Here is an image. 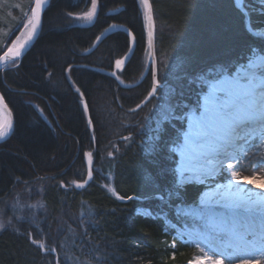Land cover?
<instances>
[{
	"label": "trees",
	"instance_id": "1",
	"mask_svg": "<svg viewBox=\"0 0 264 264\" xmlns=\"http://www.w3.org/2000/svg\"><path fill=\"white\" fill-rule=\"evenodd\" d=\"M148 2L156 68L145 66L138 0H50L36 42L0 70L15 121L0 144V203L37 184L44 203L33 222L0 231V264H188L198 255L181 239L194 222L179 208L197 204L204 187L180 182L173 146L205 83L264 48V0H243V10L236 0ZM32 5L0 0V55ZM122 27L136 40L125 64ZM87 154L93 179L76 186Z\"/></svg>",
	"mask_w": 264,
	"mask_h": 264
},
{
	"label": "rangeland",
	"instance_id": "2",
	"mask_svg": "<svg viewBox=\"0 0 264 264\" xmlns=\"http://www.w3.org/2000/svg\"><path fill=\"white\" fill-rule=\"evenodd\" d=\"M138 2L147 35L145 66L149 70L151 66L154 68V64H156L154 50L151 51L149 36L151 31L154 37L153 19L148 0H138ZM236 3L243 10V0H236ZM5 4L8 5L9 2ZM24 4L19 2L15 6L19 10H23ZM32 9L19 35L8 48H12L18 41L24 40L28 32L31 31ZM10 14L12 13L10 12ZM77 17L80 19L79 21L84 20L86 22L89 20L88 17H85V19L80 15ZM21 21L23 22V20ZM259 34L264 37V30ZM258 59L262 62L255 64ZM242 75L247 76L246 80L252 85L264 84V48L260 51L255 50L248 62L240 66L234 75L219 74L215 79L213 78L205 83L204 93L199 97L196 106L187 112L183 131L173 146V150L178 157L176 174L180 182L200 184L204 187L197 204L179 208V213L186 215L191 220L190 222H194L192 227L185 224L186 227L193 228L192 230H188V233L183 231L180 233L181 239L194 244L197 248L198 255L188 264H201L210 258H214L218 264H264V232L255 231L256 234H251L253 231L247 226H243L244 224L233 225L214 215L213 209V205L218 202L214 197L227 193L237 198L241 197L245 203L264 200V131L257 129L251 135L246 133L243 136L246 139H244L241 148L238 151L231 150L230 156L224 159L222 163L217 164L205 176H191L182 170L181 165V143L189 127L191 117L199 115V109L203 108L204 98L209 94L210 89L213 86L215 87V84L223 80L240 82ZM155 85L156 89L160 86L158 83H155ZM260 94H262L261 97L264 102V88L260 91ZM262 114H264V111L258 112L251 109L245 113V118L250 122L256 121ZM87 155L90 156V154ZM93 168L94 165L91 160V169L94 176ZM105 178L107 179V187L113 192L112 179L109 176ZM84 182L75 183V185L79 184L81 186ZM42 188L40 184L22 187L15 190L9 198L0 203V231L5 228H19L24 225V222L31 223L36 217L38 218L44 208L41 197ZM213 248L217 253L213 251Z\"/></svg>",
	"mask_w": 264,
	"mask_h": 264
},
{
	"label": "bare ground",
	"instance_id": "3",
	"mask_svg": "<svg viewBox=\"0 0 264 264\" xmlns=\"http://www.w3.org/2000/svg\"><path fill=\"white\" fill-rule=\"evenodd\" d=\"M30 33L31 31L24 40L15 43L11 48L12 52L19 53L22 50ZM261 62L258 59L255 64ZM246 79L247 76L242 75L240 82L223 80L215 84L204 98L199 115L189 120V127L181 143V165L185 173L194 177L209 174L217 164L230 156L231 150L238 151L241 148L246 133L251 135L257 129L264 131V114L256 121L250 122L245 118V113L251 109L264 111L260 94L264 84L252 85ZM0 119L2 137L7 131V126L2 121L1 111ZM214 198L218 201L213 205L214 215L233 225L244 224L243 226L253 231L251 234H256L255 231L264 232V200L245 203L241 197L237 198L230 193L216 195ZM213 251L217 253L214 248ZM201 264L218 262L210 258Z\"/></svg>",
	"mask_w": 264,
	"mask_h": 264
},
{
	"label": "water",
	"instance_id": "4",
	"mask_svg": "<svg viewBox=\"0 0 264 264\" xmlns=\"http://www.w3.org/2000/svg\"><path fill=\"white\" fill-rule=\"evenodd\" d=\"M50 0H34L33 1V9H32V28L31 33L23 46L22 50L19 53L12 52L11 47L6 49L1 55H0V70L4 69L7 65L14 61H20L24 55L27 53V51L33 46V44L36 42L37 38L39 37L42 28H43V18H44V11L48 5ZM122 29L127 33V35L130 38V50L125 55V57L122 60V63L125 64L132 56L135 47H136V40L135 37L132 35V33L125 27H122ZM150 46L151 51L154 50V37L152 32L150 31ZM154 68H156V64H154ZM156 91V85L154 86V89L152 91V94H154ZM84 108L86 110V114L89 117V111L88 107L85 101H83ZM0 111L2 113V121L7 126L6 133L0 137V144L5 142L13 133L14 130V115L8 104L6 103L3 95L0 92ZM91 155L86 156L85 164H86V170H87V177L83 185L81 186H88L89 183L92 181V169H91Z\"/></svg>",
	"mask_w": 264,
	"mask_h": 264
}]
</instances>
